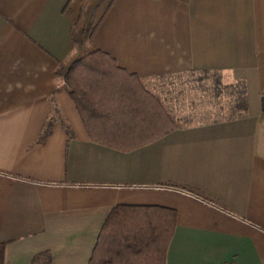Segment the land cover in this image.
I'll return each mask as SVG.
<instances>
[{
    "label": "crops",
    "instance_id": "obj_1",
    "mask_svg": "<svg viewBox=\"0 0 264 264\" xmlns=\"http://www.w3.org/2000/svg\"><path fill=\"white\" fill-rule=\"evenodd\" d=\"M97 50L141 78L230 74L246 112L95 143L62 76ZM119 205L176 211L165 264H264V0H0L3 264H89Z\"/></svg>",
    "mask_w": 264,
    "mask_h": 264
},
{
    "label": "trees",
    "instance_id": "obj_2",
    "mask_svg": "<svg viewBox=\"0 0 264 264\" xmlns=\"http://www.w3.org/2000/svg\"><path fill=\"white\" fill-rule=\"evenodd\" d=\"M187 74L213 78L211 84L198 87L203 97H207L200 104L208 105L213 102L212 98L218 101L224 97V108L228 111L224 118L232 119L246 112L244 80L227 83L223 81V74L217 71H190ZM145 79L119 68L108 54L100 50L82 55L62 76L63 86L74 101L90 139L122 152L142 147L177 128L191 125L180 121L189 120L191 112L200 108L197 103L191 104L189 111L183 110L185 115L181 116V111L174 108L170 99L160 91L162 89L150 88L144 84ZM60 124L71 138L70 127L63 122ZM49 126L50 123L46 124L40 141L47 136ZM172 186L218 205L195 189ZM175 221L176 211L172 209L116 206L100 230L89 264H165L166 247ZM3 262L4 244L0 243V264Z\"/></svg>",
    "mask_w": 264,
    "mask_h": 264
},
{
    "label": "rangeland",
    "instance_id": "obj_3",
    "mask_svg": "<svg viewBox=\"0 0 264 264\" xmlns=\"http://www.w3.org/2000/svg\"><path fill=\"white\" fill-rule=\"evenodd\" d=\"M87 33L88 31H86L85 37L87 36ZM223 81L229 83L232 81V76L226 74ZM143 82L157 91L162 89L160 91H163L164 95L170 99L174 108H176L178 112L181 111V116L185 115L184 112L189 111L191 104H199L201 109L196 108L192 111L189 120L180 121L183 124L220 119L228 114V111L224 108V106H226V99H224V97L219 98L218 101H215V99L212 98L213 102L208 105L200 104V101H206L207 97H203L198 87L211 84L213 82L212 77L206 75L199 76V74L191 75L187 73L172 74L150 77L143 80ZM190 87H193L194 89H190Z\"/></svg>",
    "mask_w": 264,
    "mask_h": 264
}]
</instances>
